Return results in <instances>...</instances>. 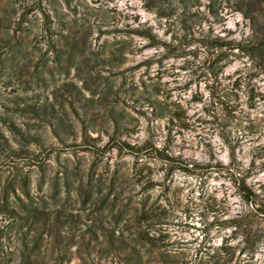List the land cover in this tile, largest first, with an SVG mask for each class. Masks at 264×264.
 <instances>
[{"label": "rangeland", "instance_id": "obj_1", "mask_svg": "<svg viewBox=\"0 0 264 264\" xmlns=\"http://www.w3.org/2000/svg\"><path fill=\"white\" fill-rule=\"evenodd\" d=\"M235 1L0 0V259L264 264V0Z\"/></svg>", "mask_w": 264, "mask_h": 264}, {"label": "trees", "instance_id": "obj_2", "mask_svg": "<svg viewBox=\"0 0 264 264\" xmlns=\"http://www.w3.org/2000/svg\"><path fill=\"white\" fill-rule=\"evenodd\" d=\"M186 4H187V1H186L185 5ZM191 4H192V6H195V5H198L200 3H199V0H192ZM242 5H243L242 0H236L235 1L236 10L240 11L244 15V17L248 18L249 17L248 13L243 8ZM144 6L148 10H154V12L159 17H164L167 15L163 10L153 9L152 5L148 4L147 1H144ZM209 8H210L209 12L212 15L216 16L217 12L213 9L212 4H209ZM129 32L145 36V37L151 39L152 42L159 43V41H157V40L155 41L154 35L152 34V32L148 28H144V29L133 28ZM259 44H260L259 47L262 48L264 51V32H261L259 35ZM45 109H46V107L43 106L42 110H45ZM32 110L36 111L35 109H32ZM59 119H60V123H61L64 130L70 129V125H67L65 123V120L62 117H59ZM114 124L118 125V121L114 120ZM53 130H54L55 137L61 138L60 132L55 127ZM26 136H27L26 137L27 143H32V142H38L39 143V142H41L40 141L41 139H39V138H34L30 135H26ZM85 137H87V136H85ZM0 138H2L6 142L7 146L11 150L14 149L7 143V141L5 140V138L1 132H0ZM88 138H90V137H88ZM109 145L111 148H114V147L122 148L120 139L115 137V135H110L109 143L107 146H109ZM90 146L94 149H98V147H95V144H93V145L90 144ZM91 147L89 149H91ZM14 151H16V150L14 149ZM22 151L26 154L25 157L33 154L31 148H28V147ZM157 154H158L159 158H161V159L165 160V159L169 158L168 155L165 154L164 152L158 151ZM33 163H34V161L32 160V164ZM238 189H239L240 193L242 194V196L248 202L252 200V197H251L252 192H250L249 190H247V188H245L244 181L242 182V184L238 185ZM62 214L63 213L59 209H53V211L49 210L47 212H45L44 210L32 209L30 211V219L32 220L33 224H43L44 225L45 223H47L50 220V218L54 219L55 222L62 221L63 220ZM129 238L130 237L124 236L123 233H121L118 236L112 235V237H110V241H112V242L118 241L120 243V245H119L120 250L126 254V259H125L124 264H144L143 258L145 256V254L150 249H148V251L147 250L145 251V250H143V248L141 246L136 247V245H132L131 240ZM151 241H150L151 248L154 249L155 243H153ZM38 242H39V239L36 238V239L32 240V242H30V243L29 242L24 243V248L28 250V254L27 255L24 254L23 257L20 258L18 261H14V262L10 263V262H5L2 259H0V264H38V263H36L37 261L35 260V257H36L35 252H36V250L39 249ZM158 263L159 264H179L176 260H173L170 257H168V255L161 256V259H159Z\"/></svg>", "mask_w": 264, "mask_h": 264}]
</instances>
